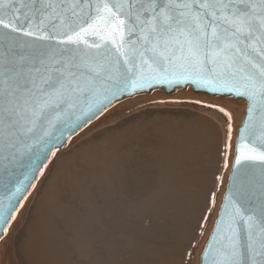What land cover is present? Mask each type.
Returning <instances> with one entry per match:
<instances>
[{"label":"snow or ice","instance_id":"6c2138e0","mask_svg":"<svg viewBox=\"0 0 264 264\" xmlns=\"http://www.w3.org/2000/svg\"><path fill=\"white\" fill-rule=\"evenodd\" d=\"M185 83L245 96L259 116L212 264H241L240 225L247 264H264V0H0V167L27 158L30 182L55 133L71 136L124 87ZM250 164L259 172L239 174ZM18 203L0 207L4 224Z\"/></svg>","mask_w":264,"mask_h":264},{"label":"rangeland","instance_id":"374dc122","mask_svg":"<svg viewBox=\"0 0 264 264\" xmlns=\"http://www.w3.org/2000/svg\"><path fill=\"white\" fill-rule=\"evenodd\" d=\"M245 106L190 88L116 101L52 152L0 264H199Z\"/></svg>","mask_w":264,"mask_h":264},{"label":"water","instance_id":"95a60500","mask_svg":"<svg viewBox=\"0 0 264 264\" xmlns=\"http://www.w3.org/2000/svg\"><path fill=\"white\" fill-rule=\"evenodd\" d=\"M112 58L115 59V53L112 54ZM190 88L193 92L197 93H204L211 96H229L233 99H240L245 102V109L243 112V117L240 126L237 129L235 140H234V156L231 162V167L229 170V175L227 178L226 188L223 194V197L221 199L220 207L217 213V216L215 218L213 227L210 231V234L207 238V241L202 249V252L199 256V264H212V258L215 256V249H218L220 247V241L222 240L224 231L227 229L228 221L230 218V214L233 211L232 204L234 201V193L236 191V187L234 184V178L238 174L237 166L235 164L236 157L244 150L245 146V138L247 136V127L249 124H251L254 120L259 119V116H249L248 108H249V101L247 97L235 95V94H224L219 92H213L210 89L197 87L191 83H185L180 85H168V84H158L154 85L152 87H146L143 89H133L131 86L124 87L123 88V94L118 92L116 95L119 97L118 99H114L112 103L104 108L103 110L99 111L96 115H94L90 120H88L86 123L83 124L82 127L78 128L71 136L76 134L78 131L83 129L88 123H90L92 120H94L97 116H99L105 109L111 107L116 101H119L121 99L131 97L137 94H143V93H149L150 91L154 89H161L165 93H170L176 89H185ZM259 113L260 115H264V102H260L258 104ZM57 139L52 142L55 146L49 145L52 147V152L57 149H62L67 140L71 136H67V133H65V136L67 138H61L60 133L57 131L55 133ZM253 143H256V141H253ZM52 153L48 155L47 160L43 162V165L41 166V169L43 168L44 164L49 160ZM28 166V159L24 158L18 163L8 165L5 167H0V207H8L9 201L14 199L18 200L19 203L15 204V211L17 207L19 206L22 199L25 197L33 183L38 178V175L40 172L34 173L35 179L29 180L25 176V171ZM260 166L255 164H250L244 168L239 169V174L244 175L248 174L250 175L252 172H259ZM28 175H33V173H28ZM17 185H21L22 187L26 188V191H23L21 193H16V187ZM246 207H250V205H245ZM15 211H12L11 218ZM11 218L8 219L7 224H4L3 217H0V227H3L6 229L7 225L9 224ZM223 229V231H222ZM239 233V239H240V245H241V264H247V245L249 243L248 240V233L246 232L243 225H240L238 228Z\"/></svg>","mask_w":264,"mask_h":264},{"label":"bare ground","instance_id":"6f19581e","mask_svg":"<svg viewBox=\"0 0 264 264\" xmlns=\"http://www.w3.org/2000/svg\"><path fill=\"white\" fill-rule=\"evenodd\" d=\"M138 95V94H137Z\"/></svg>","mask_w":264,"mask_h":264}]
</instances>
